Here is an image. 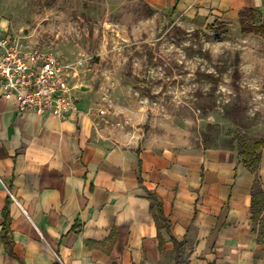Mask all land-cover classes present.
I'll return each instance as SVG.
<instances>
[{"label":"crops","instance_id":"crops-1","mask_svg":"<svg viewBox=\"0 0 264 264\" xmlns=\"http://www.w3.org/2000/svg\"><path fill=\"white\" fill-rule=\"evenodd\" d=\"M144 2L207 24L264 9V0ZM259 153L252 171L234 148L123 147L97 138L78 104L60 120L0 95V264H264L251 219L255 180L264 192V145Z\"/></svg>","mask_w":264,"mask_h":264},{"label":"rangeland","instance_id":"rangeland-1","mask_svg":"<svg viewBox=\"0 0 264 264\" xmlns=\"http://www.w3.org/2000/svg\"><path fill=\"white\" fill-rule=\"evenodd\" d=\"M260 25L264 9L226 25L178 19L144 0H0V38L53 55L95 136L123 147L239 153L264 140ZM251 219L264 240V203Z\"/></svg>","mask_w":264,"mask_h":264},{"label":"built area","instance_id":"built-area-1","mask_svg":"<svg viewBox=\"0 0 264 264\" xmlns=\"http://www.w3.org/2000/svg\"><path fill=\"white\" fill-rule=\"evenodd\" d=\"M68 76L53 55L0 38V95L12 96L20 112L68 119L76 108Z\"/></svg>","mask_w":264,"mask_h":264},{"label":"trees","instance_id":"trees-1","mask_svg":"<svg viewBox=\"0 0 264 264\" xmlns=\"http://www.w3.org/2000/svg\"><path fill=\"white\" fill-rule=\"evenodd\" d=\"M251 11V10H249ZM240 13V18L243 16V13ZM257 33L264 36V25H260L255 27L254 29ZM244 31V30H242ZM264 140H259L253 143L252 147H250L246 152H239L238 155L241 157L242 164L249 170L254 171L257 168V165L260 160V153L259 150L263 147ZM149 198L151 200V204L158 208V213L162 216L161 211V203L157 200V197L153 194H149ZM264 203V192L261 188V185L258 180H255L252 188V197H251V211L252 214L254 210ZM3 231V238L7 240L8 238V219L5 217L4 224L2 227Z\"/></svg>","mask_w":264,"mask_h":264}]
</instances>
